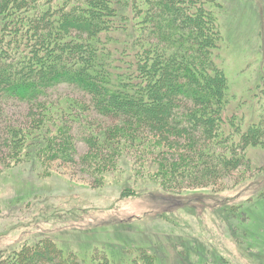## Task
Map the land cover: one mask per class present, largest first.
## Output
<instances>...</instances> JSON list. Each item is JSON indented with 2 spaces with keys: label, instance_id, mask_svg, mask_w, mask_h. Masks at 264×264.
Returning a JSON list of instances; mask_svg holds the SVG:
<instances>
[{
  "label": "trees",
  "instance_id": "16d2710c",
  "mask_svg": "<svg viewBox=\"0 0 264 264\" xmlns=\"http://www.w3.org/2000/svg\"><path fill=\"white\" fill-rule=\"evenodd\" d=\"M203 1L0 0V175L39 157L78 162L103 185L131 158L134 180L174 192L249 168V145L264 149V115L246 126L228 117L219 5ZM11 100L26 106L25 122L7 118ZM78 141L87 146L79 161ZM21 246L1 250L0 264L159 261L129 245L119 255L50 237ZM194 259L186 264H208Z\"/></svg>",
  "mask_w": 264,
  "mask_h": 264
},
{
  "label": "rangeland",
  "instance_id": "374dc122",
  "mask_svg": "<svg viewBox=\"0 0 264 264\" xmlns=\"http://www.w3.org/2000/svg\"><path fill=\"white\" fill-rule=\"evenodd\" d=\"M211 1L219 5L214 9L223 36L216 62L230 83L227 115L244 116L246 126L264 115V0ZM60 91L81 98L70 88ZM5 114L20 124L27 108L11 100ZM77 147L79 161L87 146L78 141ZM247 156L249 168L207 187L174 192L149 177L134 180L131 158L103 185L78 162H14L0 175V251L50 237L87 252L103 244L118 255L125 245L147 247L158 254V264L194 258L262 264L264 149L249 145Z\"/></svg>",
  "mask_w": 264,
  "mask_h": 264
}]
</instances>
